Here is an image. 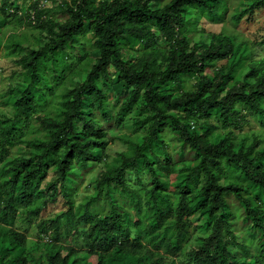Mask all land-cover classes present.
<instances>
[{"label":"trees","instance_id":"1","mask_svg":"<svg viewBox=\"0 0 264 264\" xmlns=\"http://www.w3.org/2000/svg\"><path fill=\"white\" fill-rule=\"evenodd\" d=\"M263 6L264 0H251L243 11L250 14ZM219 7V0H70L67 21L57 31L49 29L51 43L29 49L19 60L27 85L13 102L14 122L0 129L1 156L14 124L35 112L46 92L52 95L46 77L64 79V58L82 66V82L58 93L55 117L39 118L45 138L25 142L35 154L13 157L0 169V264H166L185 251L197 221L209 225L211 234L198 246L187 247L193 264H264V142L256 137L248 143L244 138L238 144L212 142L216 127L207 122L215 116L225 126L236 127L245 120L243 109L264 129V59H251V53L228 39L197 53V45L185 35L201 12L216 16ZM131 39L142 41L145 52L126 60L121 46ZM88 42L94 48L89 64L84 52ZM161 43L164 48L158 47ZM220 61L225 64L215 76L203 75ZM111 67L117 72L115 83H121L114 114L107 109ZM197 74L203 81L195 91L172 92L185 77ZM238 74L248 82L231 86L221 96ZM93 108L116 125L135 108L142 117L133 121L135 128L148 126V136L140 143L127 142L128 150L107 164L97 180V197L104 193L107 207L91 213L86 202L75 217L67 188L71 176L76 166L102 161L108 146L107 132L94 118ZM200 117L203 124L198 123ZM166 130L177 135L196 163L181 166L175 183L160 174L178 166L161 138ZM50 168L56 178L40 189ZM142 169L149 173L151 185L137 191L125 174ZM198 177L202 182L196 186ZM113 188L131 198L130 219L127 208L112 197ZM59 194L67 209L50 224L57 230L65 218L75 229L82 225L84 248L64 246L58 238L42 245L11 228L20 207L34 204L28 214L38 215L45 203L35 202L45 197L53 201ZM232 204L238 208L232 209ZM143 205L151 213L143 215L145 220L140 217ZM236 220L241 238L235 235ZM247 229L257 237H248Z\"/></svg>","mask_w":264,"mask_h":264},{"label":"rangeland","instance_id":"2","mask_svg":"<svg viewBox=\"0 0 264 264\" xmlns=\"http://www.w3.org/2000/svg\"><path fill=\"white\" fill-rule=\"evenodd\" d=\"M250 1L219 0L220 7L216 16H212L206 11L201 12L196 24L194 23V26L185 29V35L193 44L197 45V53L203 52L210 44H217L219 40L226 41L228 39L235 46H238L240 51L244 50L251 53V59H264V6L254 9L250 14H245L243 10ZM69 3L70 0H0V129L10 126L14 122L13 102L19 98L18 92H23L27 85L26 71L20 67L19 60L27 54L29 49L42 48L45 44L51 43L52 35L49 29L57 31L58 26L67 21L66 5ZM237 17L240 18L237 19ZM49 22L53 24L51 27H43L45 23L49 24ZM164 46L163 43L158 45L160 48H164ZM121 47L126 60L136 58L145 52V44L135 39L123 42ZM93 51V46L89 42L86 43L84 46L86 59L94 56ZM70 53L74 54L72 51ZM89 63H92V60L89 59ZM224 64V61L218 62L209 67L203 75L210 78L215 76ZM61 70H63L62 77L64 79L55 80L46 77L47 82L52 84V95L46 92V97L39 103L36 111L31 113L27 119L21 118L7 133L8 141L5 143V148L0 156V169L6 161L13 157L29 158L35 154L34 150L29 148L25 142L45 138V132L40 125L39 118L44 115L55 117L59 100L58 93H61L65 87L79 85L84 78L82 66L78 63L75 65V63L67 62L66 58L62 60ZM116 76V70L111 67L108 81L111 88L110 100L107 105L109 114H114L116 111L113 107L114 98L121 89V83H115ZM201 81H203L201 74L187 76L181 84L174 86L172 92L181 94L183 91H195ZM247 82L242 75L238 74L237 78L230 80L228 85L223 88L221 96L231 86ZM120 95H125V93ZM121 100L122 97L118 105ZM92 112L94 118L102 124L103 129L107 132L108 146L100 155L102 161L87 167L76 166L75 173L71 176V183L67 185V188L71 192L75 217L83 213L82 205L86 202L89 203L88 210L91 213H97L101 207H107L104 193L97 197V180L107 164L111 163L119 153L128 150L127 142L140 143L144 137L148 136V126L143 129L135 128L133 121L136 118H142L137 117L135 108L124 118L121 125H116L113 118L106 120L96 108H93ZM241 114L245 115V120L236 127L225 126L215 116L210 117L207 122L216 127L210 140L215 142L219 139H225L227 144H238L242 138L246 139L248 143L256 137L264 142V129L258 120L246 110L242 109ZM198 123L203 124L201 117L198 119ZM191 126L194 127L193 124ZM161 138L168 145L169 157L173 158L178 166L175 169L164 170L160 174L169 183H175L181 166L196 164L193 160V153L185 146L182 147L183 144L174 132L166 130L161 134ZM260 146H264V143H260ZM181 150L182 155H180ZM125 177L130 188L137 191L149 188L151 185L149 173L143 169L139 173H133L131 170L126 171ZM237 177V174L234 175V178ZM55 178L56 174L53 168H50L46 177L40 181V189H45ZM201 182L202 177L195 179L196 186ZM120 193L121 190L117 188H113L111 192L116 203L127 208L130 219L134 213L131 208V198L129 195ZM229 202L231 203V200ZM43 203H45L44 209L38 215L28 214V209L34 204L28 207H20L11 228L24 234L28 240L42 245L52 243L54 239L58 238L59 243L64 246H71L76 249L84 248L86 242L81 234L85 228L82 225L75 229L65 218L60 219L57 230H55L54 225L50 224V221L56 220L67 209L66 200L62 195L59 194L53 201H49L45 197L35 202V204ZM232 205L234 206L232 209L238 208L237 205ZM141 209L140 217L145 220L143 215H150L151 213L147 211L144 205ZM44 222L46 224H43ZM239 225L240 223H237L236 220V224H234L235 235L241 238L242 234L237 230ZM195 226L196 229L186 238L185 251L175 258L169 259L166 264H193L187 253V247L198 246L201 239L211 234L209 225L202 226L201 222L197 221ZM131 232L134 235L138 233L140 241L147 244L138 230L131 229ZM244 233L249 234L248 237H257V234L251 233L248 229ZM231 252L237 251L232 249Z\"/></svg>","mask_w":264,"mask_h":264}]
</instances>
